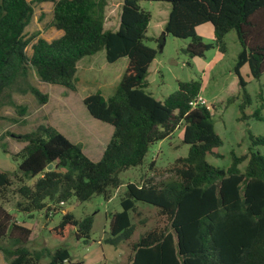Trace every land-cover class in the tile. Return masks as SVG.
Wrapping results in <instances>:
<instances>
[{
  "label": "trees",
  "instance_id": "1",
  "mask_svg": "<svg viewBox=\"0 0 264 264\" xmlns=\"http://www.w3.org/2000/svg\"><path fill=\"white\" fill-rule=\"evenodd\" d=\"M140 1L123 0L119 28L111 31L104 29L107 0H35L53 4L52 24L63 34L51 42L38 38L28 56L26 48L36 37L26 38L24 33L34 13L32 2L0 0V110L8 102L20 116L25 115L26 108L14 101L12 93L31 94L40 104L48 102L49 96L30 82L31 69L42 83L75 91L81 59L102 50L109 63L128 59L111 96L98 91L83 100L94 119L113 127L100 160L93 161L80 145L51 126L39 125L29 133L14 135L25 143L16 154L19 181L37 177L33 185L23 183L16 189L20 197L16 212L32 217L45 211L48 218L63 210L59 204L72 197L79 202L94 195L110 200L112 190L123 185L120 175L141 166L154 143L184 124L182 140L189 146L188 155L159 172L171 174L165 180L151 177L126 184L122 210L111 215L105 242L118 246L131 239L132 215L137 213V203H143L155 207L166 224L140 235L131 245L126 264H264V150H259L264 149V135L249 134L248 152L232 153L227 168L207 161L208 156L221 157L217 148L222 140L211 110L190 105L201 91V82L179 81L177 90L163 101L147 91L148 70L157 50L146 42L157 39L147 36L151 14L141 8ZM155 1L170 4L160 40L167 34L188 39L183 52L191 58L204 57L214 47L224 53L225 36L235 32L241 47L234 67L243 90L240 108L249 104L240 69L248 65L254 79L264 74V0ZM204 24L213 26L214 43H205L196 32ZM253 117L262 120L259 111ZM245 161L241 171L239 166ZM50 163L54 168L47 171ZM11 186V175L0 171L2 202H8ZM52 209L56 212L49 215ZM93 223L92 216L77 219L63 212L50 234L55 238L73 234L89 243ZM31 233V227L18 222L0 202V251L7 264H63L65 259L75 264L67 248L30 250ZM44 259L48 261L43 263Z\"/></svg>",
  "mask_w": 264,
  "mask_h": 264
},
{
  "label": "rangeland",
  "instance_id": "2",
  "mask_svg": "<svg viewBox=\"0 0 264 264\" xmlns=\"http://www.w3.org/2000/svg\"><path fill=\"white\" fill-rule=\"evenodd\" d=\"M27 1L32 2L34 13L24 33L26 38L36 35L26 48L28 56H31V45L38 38L51 42L60 38L62 32L52 24V3ZM122 3L123 0H107L105 30L116 31L119 28ZM140 6L151 14L147 36L157 39V41L146 42V45L157 50L156 58L148 70L147 91L157 100L163 101L177 90L179 81H200L202 87L199 95L210 106L216 132L222 140V145L217 148L221 157L208 156L207 161L219 168L229 167L232 153L240 156L248 152L249 134L264 135V74L259 79H254L248 65L240 69V74L246 82L245 90L250 97V103L241 109L244 101L243 90L234 71L241 47L235 32L225 36L224 53L214 47L207 51L204 57L191 58L183 52L189 43L188 39H179L167 34L163 40H160L170 4L165 1L141 0ZM196 32L205 43H214V30L211 24L198 27ZM127 66L126 57L114 63L107 62L104 50L87 56L77 64L75 91L42 83L35 71L31 69L30 82L43 94L49 96L48 102L40 104L31 94L12 93L14 101L26 108L23 116H20L17 109L8 102L2 105L0 171L11 175L12 186L7 193L8 202L1 200L0 202L18 222H26L31 227L32 233L27 245L30 250L49 249L54 252L59 248H67L75 264L77 261H82L84 264H126L132 255V243L145 232L166 224L165 218L159 215L155 207L137 203V213L132 215L135 231L131 239L119 243L118 246L105 242L109 236L111 215L122 210L120 201L126 184L141 183L151 177H155L156 181L165 180L171 174L159 172L172 166L176 159L188 155L189 146L182 140L184 124H181L167 139L154 143L149 148L141 166L131 168L120 175L123 185L112 190L110 200H105L101 195H94L89 201L79 202L72 197L63 205V210L48 218L45 216V211L35 212L32 217L16 212V203L20 201L19 195L15 193L16 189L23 183L33 185L37 177L19 181L20 159L16 158V154L21 151L25 143L20 142L14 135L29 133L39 125L51 126L65 137L67 135L66 138L69 140L71 138L73 140H70L71 142L80 145L92 160L98 161L111 138L113 128L109 124L94 119L86 110L83 99L98 91L105 97L111 96ZM256 111H259L262 120L253 117ZM259 150L264 149L261 147ZM151 164L154 165L151 166ZM245 165L246 161L239 166L241 171L244 170ZM65 209L77 219H84L87 216L94 218L91 232L93 242L85 243L83 240H77L73 234L67 238H55L50 234V230L60 222ZM47 261L48 259H44L42 262Z\"/></svg>",
  "mask_w": 264,
  "mask_h": 264
},
{
  "label": "built area",
  "instance_id": "3",
  "mask_svg": "<svg viewBox=\"0 0 264 264\" xmlns=\"http://www.w3.org/2000/svg\"><path fill=\"white\" fill-rule=\"evenodd\" d=\"M190 105H191L192 107H196V106H198V105H204V106H206L207 108L210 109V106L207 105V102L204 100V98H203L201 95H198V96H197L192 102H190ZM64 204H65L64 202H61V203L59 204V207H63ZM57 210H58V209H57ZM59 211H60V210H59ZM55 212H56V211H55L54 209H52V210L49 212V215H53ZM63 264H71V263L69 262V260L65 259V260L63 261Z\"/></svg>",
  "mask_w": 264,
  "mask_h": 264
},
{
  "label": "crops",
  "instance_id": "4",
  "mask_svg": "<svg viewBox=\"0 0 264 264\" xmlns=\"http://www.w3.org/2000/svg\"><path fill=\"white\" fill-rule=\"evenodd\" d=\"M165 24V23H164ZM62 32V31H61ZM63 34V33H62ZM58 86V85H57ZM104 96V95H103ZM105 97V96H104ZM84 100V99H83ZM87 110V109H86ZM113 128V127H112ZM113 130V129H112ZM113 132V131H112ZM65 134V133H64ZM66 137H67V135H66ZM70 140H72L71 138H70ZM73 141V140H72ZM105 149V148H104ZM83 150V149H82ZM84 151V150H83ZM85 153V152H84ZM102 157V156H101ZM90 158V157H89ZM101 159V158H100ZM99 159V160H100ZM94 161V160H93ZM7 210V209H6ZM63 212H67V210L65 209ZM25 224H26V222H24ZM27 225V224H26ZM28 226V225H27ZM94 240L92 239V242H93ZM89 243H91V242H89ZM99 243H100V241H99ZM70 259H71V262L73 263L74 262V260L72 259V257H71V255H70ZM96 259V258H95ZM75 263V262H74ZM76 263H82V264H84L82 261H77ZM0 264H7V261H6V259H5V256L3 255V253L0 251Z\"/></svg>",
  "mask_w": 264,
  "mask_h": 264
},
{
  "label": "water",
  "instance_id": "5",
  "mask_svg": "<svg viewBox=\"0 0 264 264\" xmlns=\"http://www.w3.org/2000/svg\"><path fill=\"white\" fill-rule=\"evenodd\" d=\"M164 33V32H163ZM54 168V164L53 163H50L47 167H46V170L47 171H50Z\"/></svg>",
  "mask_w": 264,
  "mask_h": 264
}]
</instances>
